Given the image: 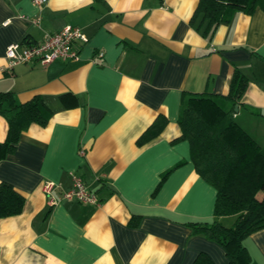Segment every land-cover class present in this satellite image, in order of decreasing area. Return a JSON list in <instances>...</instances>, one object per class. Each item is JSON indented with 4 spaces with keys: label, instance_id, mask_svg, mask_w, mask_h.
<instances>
[{
    "label": "crops",
    "instance_id": "0c3cea01",
    "mask_svg": "<svg viewBox=\"0 0 264 264\" xmlns=\"http://www.w3.org/2000/svg\"><path fill=\"white\" fill-rule=\"evenodd\" d=\"M197 4L0 0V92L19 102L41 96L52 112L46 125L30 124L12 152L0 147V183L25 200L19 214L0 217V264H191L199 252L228 264L219 243L188 225L212 220L216 190L195 171L178 118L184 93L224 101L239 71L245 81L234 116L263 136L264 11L235 12L208 37L207 21L192 20ZM66 25L88 37L77 61L8 68L9 44L39 42ZM158 115L164 128L138 144ZM6 132L0 115V143ZM71 172L99 204L60 198ZM45 180L59 185L54 204ZM243 243L250 263L264 264V228Z\"/></svg>",
    "mask_w": 264,
    "mask_h": 264
},
{
    "label": "trees",
    "instance_id": "16d2710c",
    "mask_svg": "<svg viewBox=\"0 0 264 264\" xmlns=\"http://www.w3.org/2000/svg\"><path fill=\"white\" fill-rule=\"evenodd\" d=\"M257 8L264 11V0H198L192 20L201 15L207 21L204 34L211 37L216 27L235 12L251 14ZM244 81L245 77L235 71L224 101L221 96L206 92L184 93L178 118L180 137L189 142L195 171L216 190L212 220L188 222V225L194 232L219 243L228 264H251L244 239L264 228V144L234 116ZM51 114L41 96L19 102L12 92H0V115L7 122L5 140L0 147L5 153L12 152L30 124L44 126ZM166 123L167 118L158 115L137 143L143 144L157 136ZM24 202V197L10 184L0 183V217L19 214ZM221 217H233V221L226 225ZM191 264L215 263L207 253L199 252Z\"/></svg>",
    "mask_w": 264,
    "mask_h": 264
},
{
    "label": "built area",
    "instance_id": "2783aa9c",
    "mask_svg": "<svg viewBox=\"0 0 264 264\" xmlns=\"http://www.w3.org/2000/svg\"><path fill=\"white\" fill-rule=\"evenodd\" d=\"M46 0H32V2L41 6ZM39 17L33 19L34 23H38ZM88 41V37L82 32L81 28L72 25H66L61 30L46 33L44 39L39 42L23 44L15 42L9 44L5 50L8 68H12L16 64L39 62L47 65L54 60H73L79 59V43L84 44ZM98 57H102L103 53L99 52ZM71 186L62 190L60 198L67 201H76L82 204H99V198L93 192L84 180L77 174L71 172ZM59 185L52 180H45L42 185L44 193L48 196V202L54 204L56 198L52 195L54 188Z\"/></svg>",
    "mask_w": 264,
    "mask_h": 264
},
{
    "label": "rangeland",
    "instance_id": "374dc122",
    "mask_svg": "<svg viewBox=\"0 0 264 264\" xmlns=\"http://www.w3.org/2000/svg\"><path fill=\"white\" fill-rule=\"evenodd\" d=\"M250 131H252V130H250ZM253 135H255L257 138H258V140L260 141V142H263L264 140V138H262V137H264V134H263V136L261 137V135L262 134H257V133H255V132H251ZM231 218V217H230ZM233 219V217L231 218V219H227V220H225V221H223V223L224 224H226V225H230V223L233 221L232 220Z\"/></svg>",
    "mask_w": 264,
    "mask_h": 264
},
{
    "label": "water",
    "instance_id": "95a60500",
    "mask_svg": "<svg viewBox=\"0 0 264 264\" xmlns=\"http://www.w3.org/2000/svg\"><path fill=\"white\" fill-rule=\"evenodd\" d=\"M237 107V106H236Z\"/></svg>",
    "mask_w": 264,
    "mask_h": 264
}]
</instances>
